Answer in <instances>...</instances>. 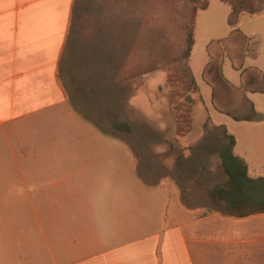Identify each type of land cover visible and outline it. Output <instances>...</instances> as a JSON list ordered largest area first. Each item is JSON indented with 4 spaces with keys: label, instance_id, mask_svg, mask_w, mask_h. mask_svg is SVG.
<instances>
[{
    "label": "crops",
    "instance_id": "crops-1",
    "mask_svg": "<svg viewBox=\"0 0 264 264\" xmlns=\"http://www.w3.org/2000/svg\"><path fill=\"white\" fill-rule=\"evenodd\" d=\"M86 8L0 0V264H264V212L222 213L190 172L149 178L115 120L106 125L110 111L79 91L88 72L125 70L97 54L118 19ZM230 12L223 0L198 8L189 67L212 123L235 136L248 174L264 177V90L243 87L242 73L264 78V10L240 14L241 34ZM100 80L99 103L120 104ZM251 105L257 117L234 118Z\"/></svg>",
    "mask_w": 264,
    "mask_h": 264
},
{
    "label": "rangeland",
    "instance_id": "rangeland-1",
    "mask_svg": "<svg viewBox=\"0 0 264 264\" xmlns=\"http://www.w3.org/2000/svg\"><path fill=\"white\" fill-rule=\"evenodd\" d=\"M83 1L88 16H107L113 22L118 19L109 24V33L103 36L106 39H102L97 54L114 64L124 63L125 70L88 72V83H78L83 87L78 90L88 94L84 98L100 102L105 96L100 92L107 90L100 79L109 80V89L117 93L118 88L121 103L107 109L98 102V107L111 113L107 126L112 119L132 124L131 130L119 129L133 145L139 169L143 172L144 164L147 165L145 173L154 180L165 176H184L186 180V173L190 172L209 199L207 187L227 176L218 156L222 129L212 123L186 57L187 30L200 0ZM112 27L114 37L117 35L116 47L112 46ZM112 47L119 55L107 57ZM186 146L191 151H186ZM186 152L190 153L187 159ZM198 163L205 165L200 172L194 171ZM194 186L189 184L187 189ZM183 188L186 190V184Z\"/></svg>",
    "mask_w": 264,
    "mask_h": 264
},
{
    "label": "trees",
    "instance_id": "trees-1",
    "mask_svg": "<svg viewBox=\"0 0 264 264\" xmlns=\"http://www.w3.org/2000/svg\"><path fill=\"white\" fill-rule=\"evenodd\" d=\"M199 1V0H193ZM231 5V12L228 17L229 23L233 26V33L241 34L236 27L238 18L242 12L257 13L264 10V0H223ZM195 8H206L208 0H200ZM194 20L187 30L186 57L189 58L193 44ZM213 63L220 65V59L214 58ZM242 67V63L236 64ZM245 88H257L264 90V78L256 68H243ZM193 81L194 77H193ZM236 119L257 117L254 107L251 105L250 112L244 115H233ZM114 127L126 130L132 129V124L124 120H115ZM216 127L222 129V136L218 147V156L221 166L227 179L207 187V196L212 204L216 205L222 213L235 216H246L249 214L264 212V177H252L248 174V167L245 160L234 153L235 136L228 131L224 124Z\"/></svg>",
    "mask_w": 264,
    "mask_h": 264
}]
</instances>
